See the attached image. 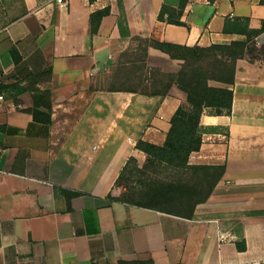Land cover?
Wrapping results in <instances>:
<instances>
[{"label": "crops", "instance_id": "crops-1", "mask_svg": "<svg viewBox=\"0 0 264 264\" xmlns=\"http://www.w3.org/2000/svg\"><path fill=\"white\" fill-rule=\"evenodd\" d=\"M63 2L0 0V87L16 91L35 78L52 103L45 125L33 120L28 92L16 101L0 93V264H264V215H245L264 211V31L254 54L236 61L231 114L201 116V146L189 164L225 172L193 217L113 200L127 161H146L136 143L161 146L186 103L175 85L166 97L139 93L151 70L176 74L181 63L149 48L142 67L131 38L188 47L244 42L223 27L247 19L260 29L264 0H186L180 26L157 19L162 5L180 0H121L127 38L117 0ZM106 7L91 34L90 15Z\"/></svg>", "mask_w": 264, "mask_h": 264}, {"label": "trees", "instance_id": "trees-1", "mask_svg": "<svg viewBox=\"0 0 264 264\" xmlns=\"http://www.w3.org/2000/svg\"><path fill=\"white\" fill-rule=\"evenodd\" d=\"M118 1L120 15L117 21L122 38L130 37L121 0ZM186 0H180L178 7L162 5L157 19L172 25H183L181 16ZM110 14L106 7L90 15V33L95 34L101 20ZM225 33L244 35V42L230 44H212L208 47L182 46L141 37H133L136 42V58L145 65L149 48L157 49L171 59L180 61V69L176 74H164L159 70H151L146 85L140 79L137 88L146 96L166 97L172 85L186 95V103L179 106L170 120V128L164 143L159 146L143 140L136 143V149L146 155L145 163L139 167L134 158H130L116 180V186L123 185L121 196L115 201L140 208L154 210L175 217L191 219L197 205L205 203L225 172L224 165H190L189 156L197 152L201 146L200 119L205 109L213 115L229 116L232 109L236 61L247 53L253 55V40L264 31V22L258 30L248 26L247 19H238L224 25ZM264 48H262L263 50ZM14 60L18 61L15 51ZM51 71L43 74L49 78ZM35 78L15 88L0 87V93L10 92L16 96L28 92L33 100L32 117L35 122L50 125L51 123V91L42 87ZM112 89V87H110ZM62 193L69 197L78 193L55 189V194ZM246 216L264 215V211L246 213ZM241 233V232H240ZM237 251L245 250L242 236L235 242ZM120 264H125L120 262ZM136 264H151L150 261H139Z\"/></svg>", "mask_w": 264, "mask_h": 264}, {"label": "rangeland", "instance_id": "rangeland-1", "mask_svg": "<svg viewBox=\"0 0 264 264\" xmlns=\"http://www.w3.org/2000/svg\"><path fill=\"white\" fill-rule=\"evenodd\" d=\"M135 45L137 46L138 44L135 42ZM123 185H124V184H122L120 187H117V188L119 189V193H118L119 195H118L117 197L121 196V194H122V192H123V190H124V189H123Z\"/></svg>", "mask_w": 264, "mask_h": 264}, {"label": "built area", "instance_id": "built-area-1", "mask_svg": "<svg viewBox=\"0 0 264 264\" xmlns=\"http://www.w3.org/2000/svg\"><path fill=\"white\" fill-rule=\"evenodd\" d=\"M57 2H58L61 6H65V3L63 2V0H57Z\"/></svg>", "mask_w": 264, "mask_h": 264}]
</instances>
